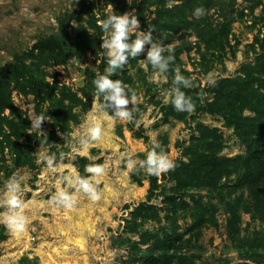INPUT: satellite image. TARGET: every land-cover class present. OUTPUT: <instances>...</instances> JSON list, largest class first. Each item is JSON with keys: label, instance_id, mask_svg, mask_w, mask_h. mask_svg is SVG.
Segmentation results:
<instances>
[{"label": "rangeland", "instance_id": "1", "mask_svg": "<svg viewBox=\"0 0 264 264\" xmlns=\"http://www.w3.org/2000/svg\"><path fill=\"white\" fill-rule=\"evenodd\" d=\"M79 1L0 0V68L11 63L14 54L23 53L40 38L55 34L56 18L66 11L77 10ZM88 1L96 3L98 17L111 12L133 14L141 2L120 0L118 7L105 8L104 0ZM158 1L150 0L146 12L148 21L154 17ZM166 3L168 7L176 4L173 0ZM245 7L242 0H237L236 9ZM214 11L212 9L210 14L215 22H219ZM245 14L232 24L224 57L207 53L195 35L177 36L169 44L182 50L180 62L186 74H181L192 79L191 89L204 90L203 98L209 102L214 100L210 90L215 84L245 77L246 71L249 68L252 71L251 68L264 57V0L262 6L253 12L246 10ZM73 24L94 31L92 18L88 15L77 18ZM139 30L144 31L141 26ZM143 60L142 54L130 58L126 64V70L133 78L132 88L138 94L134 118L139 123L112 119L111 113L97 111L95 115L104 134L101 140L89 142L86 147L80 140L93 102L87 111H81V107L73 108L80 115L79 122L69 124L67 133L60 135L62 142L55 143V150H52L45 142L46 137L57 130L49 103L13 91L15 105L23 110L27 119L36 115L47 119L42 124V131L47 136L29 130L30 134L36 135L32 153L37 166L35 170L15 167L14 157L8 151L0 152V158L4 157L5 161L0 189L13 172L23 175L22 198L27 205L24 213L28 217L23 234L14 235L0 224V264H156L154 260H158L157 264H264V222L246 211L250 206L248 191L234 190L240 171L224 178L217 189L186 191L183 199L190 209L184 210L165 202V197L175 196L173 188L176 184L172 179L173 170L162 173L157 177L158 189L150 203L158 208L160 219L130 224L135 209L147 201L152 176L128 170L126 161L129 157L143 160L153 141L163 146L167 140L166 154L174 164L177 160L188 162L186 149L192 138L198 136L199 122L222 134L224 150L221 157L235 159L246 154V148L221 116L202 113L196 121L191 118L178 121L166 116L163 107L170 103L164 101L172 85L166 76L159 78V83H151L153 70L151 65L145 70L141 65ZM37 62L48 82L66 86L81 98L87 70L100 71V62L85 50H78L65 67H56L44 59ZM95 103L100 104L99 98H95ZM252 115L251 112L245 114ZM135 132H142L149 141L136 138ZM38 152L57 155V172L49 171L43 163H36ZM61 152L64 153L62 160L59 158ZM79 158L105 165V175L98 185L101 198L93 202L83 193H75L76 204L72 209L50 205L48 201L60 176L69 174L71 169L79 172ZM60 186L74 192L70 186L62 183ZM176 198L180 199L179 196ZM232 208L238 210V229L231 223L234 219ZM127 226L136 227L138 232H129ZM257 236L259 241L255 240Z\"/></svg>", "mask_w": 264, "mask_h": 264}, {"label": "trees", "instance_id": "2", "mask_svg": "<svg viewBox=\"0 0 264 264\" xmlns=\"http://www.w3.org/2000/svg\"><path fill=\"white\" fill-rule=\"evenodd\" d=\"M166 1L157 2L154 17L147 20L146 12L149 10L150 0H141L135 15L140 21L141 29L152 30L153 41L162 46L171 44L175 37L185 38L195 35L207 53L221 57L226 53V45L232 32V24L243 18L245 11H255L263 5V0H242L245 9H236L237 0H173L175 5L168 7ZM120 0H104V7H118ZM77 10L66 11L56 18L57 32L40 38L31 49L13 55V61L6 67L0 68V152L8 151L14 157L15 167H29L37 169L32 153L35 151V134H30V121L25 117L23 110L19 109L13 100L12 94L16 90L24 95H32L36 99L48 102L52 109L55 128L45 139L46 145L55 150V143H60L61 134H66L70 123H78L80 115L75 113L74 107H81L87 111L94 100V86L92 80L96 73L87 70L86 85L80 91L82 98L71 92L66 86L58 83L51 84L46 80V73L41 69L39 60H46L56 67H65L78 50L91 53L95 60L100 62V73L107 66L101 54V37L103 33L98 26V19L102 20L106 14L98 17L95 2L80 0ZM202 7L205 14L196 18L193 12ZM218 14L219 22L213 20L211 10ZM88 15L93 21V32L82 26H74V21ZM175 62L170 65L165 74L168 83L172 85L173 69L180 68L181 73L186 72L181 67L180 55L182 50L175 47ZM166 52L164 55H168ZM252 71H246L245 77L225 79L219 81L210 90L214 100L209 102L203 98L204 90L182 89L193 97L196 104L195 111L189 113L176 112L171 104L163 107L166 116L178 121L187 118L198 120L202 113L217 115L225 119L228 127L232 128L240 143L246 148V154L235 159L221 157L224 150V138L217 129L197 123L198 136L193 137L190 146L186 149L188 162L177 160L172 172L175 181L173 194L165 197V202L176 209H190V205L183 199L188 190L217 189L220 182L239 172L234 190H247L250 196V206L247 212L264 222V57ZM120 80L123 84L132 87L133 78L126 70H117L111 77ZM101 103V98H99ZM251 112L252 116H245ZM109 113H111L109 111ZM135 137L145 142L149 138L142 132H135ZM168 142L163 144L165 152L168 151ZM4 157L0 158V174L4 172ZM79 172L81 176H88L84 172L85 165L89 164L85 158H79ZM156 176L150 180L149 196L145 203L139 204L132 214V223L138 220H159V210L151 205V201L158 189ZM179 196L180 199L176 198ZM239 204V203H238ZM233 209V208H232ZM234 210V209H233ZM231 223L238 229L240 217L238 210H234ZM129 232H138L137 228L126 227ZM255 240L259 241L257 236ZM157 264L158 260H154ZM170 261V260H169Z\"/></svg>", "mask_w": 264, "mask_h": 264}, {"label": "clouds", "instance_id": "3", "mask_svg": "<svg viewBox=\"0 0 264 264\" xmlns=\"http://www.w3.org/2000/svg\"><path fill=\"white\" fill-rule=\"evenodd\" d=\"M204 14L205 10L202 7L196 8L193 12L196 18H200ZM98 26L103 33L100 47L107 66L103 73L97 72L92 80L94 86L93 108L88 114L87 127L80 140V144L85 147L89 142L101 140L104 134V129L95 115L97 111L101 114L110 111L112 119L139 123L134 118V112L137 111L138 94L132 87L123 84L118 79L111 78L117 70L123 69L130 58L134 59L143 54L144 60L141 61V65L145 70L148 65H151L153 70L150 82L159 83V78L165 77L170 65L176 59L172 46L169 45L165 48L160 43L154 42L152 30H139L140 21L129 12L124 14L107 13L104 19H98ZM165 51L169 54L164 55ZM173 71L172 87L169 90V95L165 97L164 103H170L178 113L191 114L195 111L196 104L193 97L187 95L182 89L191 88L193 86L192 79L182 75L179 67L174 68ZM95 98H101L102 102L96 105ZM28 119L31 121L30 129L47 136L42 131V124L47 120L43 115H36ZM63 157L64 153L61 152L59 158L62 160ZM56 162L57 155L55 153L38 152L36 163L38 165L43 163L53 173L58 170ZM126 167L130 171L144 172L149 176L159 177L162 173L173 170L175 164L169 159L163 146L153 141L151 149L143 160L137 161L129 157ZM105 171V165L96 163L85 165L84 172L90 174L88 176H81L75 169H71L69 174L60 176L56 190L48 203L72 209L76 204L75 193H83L93 202L99 200L102 193L98 190V185L100 178L105 175ZM24 180L23 175L13 172L5 181L3 188L0 189V209H3L0 211V224H3L14 235L23 234L28 224V217L24 213L27 205L22 198L21 185ZM61 183L73 188L74 192H69L67 188L61 187Z\"/></svg>", "mask_w": 264, "mask_h": 264}]
</instances>
